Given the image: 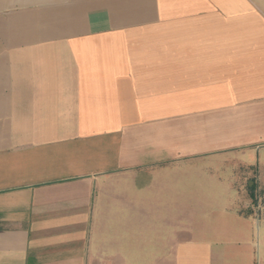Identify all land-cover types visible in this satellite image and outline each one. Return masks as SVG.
Segmentation results:
<instances>
[{
  "label": "crops",
  "instance_id": "1",
  "mask_svg": "<svg viewBox=\"0 0 264 264\" xmlns=\"http://www.w3.org/2000/svg\"><path fill=\"white\" fill-rule=\"evenodd\" d=\"M0 264H264V0H0Z\"/></svg>",
  "mask_w": 264,
  "mask_h": 264
},
{
  "label": "rangeland",
  "instance_id": "2",
  "mask_svg": "<svg viewBox=\"0 0 264 264\" xmlns=\"http://www.w3.org/2000/svg\"><path fill=\"white\" fill-rule=\"evenodd\" d=\"M257 202V201H256ZM256 202H255V204H256ZM258 209V208H257Z\"/></svg>",
  "mask_w": 264,
  "mask_h": 264
}]
</instances>
